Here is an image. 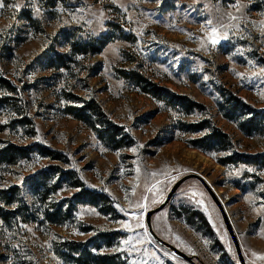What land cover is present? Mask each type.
Listing matches in <instances>:
<instances>
[{
  "label": "rangeland",
  "instance_id": "rangeland-1",
  "mask_svg": "<svg viewBox=\"0 0 264 264\" xmlns=\"http://www.w3.org/2000/svg\"><path fill=\"white\" fill-rule=\"evenodd\" d=\"M4 4L0 80L14 89L0 88V150L37 144L58 151L62 161L34 153L0 165V191L18 186L22 198L17 207L0 202V213L27 207L0 217V264H80L71 250L80 247L70 245L76 243L87 244L92 255H116L121 264H188L157 246L144 224L145 212L187 174L200 176L222 203L245 263L264 264V160L221 164L234 154L264 155L263 118L247 136L236 124H246L251 111L239 104L233 123L216 107L235 96L264 113V0ZM120 71L138 72L204 106L182 120L209 119L231 144L213 153L192 148L188 141L204 133L177 130L181 114L140 94ZM88 106L91 113L83 111ZM22 119L28 122L21 125ZM111 134L124 148L113 149ZM53 165L62 170H50L48 195L34 200L23 179ZM68 172L106 195L107 206L84 203L67 210L63 203L60 210L61 200L75 193L66 189ZM59 211L62 226L44 219ZM150 223L157 236L198 263L238 264L219 212L196 180L184 182Z\"/></svg>",
  "mask_w": 264,
  "mask_h": 264
},
{
  "label": "trees",
  "instance_id": "trees-1",
  "mask_svg": "<svg viewBox=\"0 0 264 264\" xmlns=\"http://www.w3.org/2000/svg\"><path fill=\"white\" fill-rule=\"evenodd\" d=\"M44 1V7L46 8H54L59 1L61 0H43ZM100 45H103V42H98ZM98 44V45H99ZM76 44L73 46L75 47ZM77 47V46H76ZM82 48V47H81ZM99 48H93V50L96 52ZM83 50V49H82ZM81 49H78L80 53H87L86 51L82 52ZM62 57L61 55L57 56ZM120 75V78L126 81L131 82L136 89L139 91L140 94H143L151 99H153L156 102L162 103L165 108L169 109L170 111L181 114V119H179L176 122L175 128L181 132L189 133V134H200L204 133L202 137L196 138L194 140H189L188 144L194 148L198 149L201 152L204 153H213V152H219L227 149L226 141L229 142V145L231 144L230 139L226 134H224L219 128L214 126L212 122L209 119H203L201 121L196 122H184L182 119L188 118L195 113H201V111L205 110V107L197 104L196 102L192 101L190 98L186 96H180L176 95L175 93L171 92L170 90L166 88L159 87L157 84L148 81L146 78H144L142 75H140L138 72L134 71H120L118 72ZM0 88L3 89L6 93L13 94V85L10 84L7 80H0ZM239 104H242L243 107H246L249 111H251L250 118L246 121V124H236L237 128L242 131L244 135L251 136L252 135V129H254L255 126L258 124L256 123L257 117L263 118L264 121V113L261 112H255L253 109H251L249 106L243 104L239 98H236L235 96H231V98L226 100V103L223 105L220 102L216 103V107L218 108V111L221 113L222 117L226 119L227 121L235 123V113L238 111ZM92 107L88 106L83 109L88 111V113L92 112ZM72 115V114H71ZM89 115V114H88ZM76 120L83 122L86 126L90 127V124L87 119H85V116L75 114L73 116ZM88 119L90 116H87ZM183 117V118H182ZM262 121V124L264 123ZM27 119H22L20 122L21 125L27 123ZM237 123V122H236ZM103 130V129H102ZM1 131V128H0ZM105 131V130H103ZM96 134L98 135L99 139L103 138L104 133L101 130H96ZM262 134V133H261ZM116 134H111L114 150H119L124 148L123 145L120 144V142H117ZM37 153L40 157L44 159H48L50 161L54 162H61L62 156L61 154L56 150H50L47 148H44L40 145H34L31 147H25L20 148L17 146L9 145L6 148H3L0 150V165L2 164H9L14 165L13 163H16L18 159H26L31 154ZM258 160H264V155H256V156H245V155H239L234 154L233 156H230L226 159V161L221 162L222 165H229V164H251L256 163ZM50 168V169H49ZM60 171L62 170L61 167L58 165H53L48 168H43L39 170L38 172L27 176L23 179L22 185L25 187L34 197V200L36 198H39L40 196L48 195L49 187L46 184L47 180L50 179L51 171ZM68 174H71L68 172ZM71 182L67 183L66 189L69 191H75L73 195H71L69 198H64L61 200L60 203V210L62 208V204L67 207V210H70L71 206L79 205L88 203L90 205H99L102 204V207L107 206V202L109 199L106 195L91 191L90 189L86 188V186L83 184L81 179L79 177H75V174H71ZM55 193V192H53ZM45 197V196H44ZM21 194H20V188L18 186H13L7 190V193H4V191H0V202L3 203L7 207L16 206L19 204V201H21ZM101 207V206H99ZM26 206H20V208H15L14 210H7L4 212V214L0 213V217H7L17 214L18 209H23ZM59 212H54L53 214H46V221L50 225L53 226H62L61 219L58 218ZM199 219L201 220V223H204L203 218L200 216ZM102 240V239H101ZM100 240V241H101ZM90 243V242H89ZM74 245L75 247H80L78 249H71L72 254L76 255V261L80 264H121V262L116 258V255H92L89 250H87L85 247L87 244H70ZM111 244H107L106 247H110ZM83 247V248H81ZM124 264V263H123Z\"/></svg>",
  "mask_w": 264,
  "mask_h": 264
},
{
  "label": "water",
  "instance_id": "water-1",
  "mask_svg": "<svg viewBox=\"0 0 264 264\" xmlns=\"http://www.w3.org/2000/svg\"><path fill=\"white\" fill-rule=\"evenodd\" d=\"M188 180H196L204 188L205 192L207 193V195L209 196V198L211 199V201L213 202V204L215 205V207L217 208V210L219 212L222 224H223L225 231H226V233H227V235H228V237L232 243L238 264H246L245 260L243 258L242 252H241V248L239 246L238 239L234 233V230L230 224V221L228 219V216L226 214V211H225L222 203L217 198V196L212 191V189L207 185V183L200 176H198L196 174H187V175L182 176L180 179H178L172 185V187L167 192V194L163 198L162 202L158 204V206H156L155 208L145 212L144 224H145L146 232H147V235L149 236V238L157 246H159L161 249L168 252L170 255H172V256H174V257H176V258H178V259H180V260H182L188 264H201V263H198V261L195 259L194 256H188V255L184 254L183 252L176 249L175 247H173L172 245H170L166 241L162 240L159 236H157L154 233V231L152 230L151 223H150L152 215L159 212L160 210L164 209L169 204L170 200L172 199V197L174 196V194L176 193L178 188L184 182H186Z\"/></svg>",
  "mask_w": 264,
  "mask_h": 264
},
{
  "label": "snow or ice",
  "instance_id": "snow-or-ice-1",
  "mask_svg": "<svg viewBox=\"0 0 264 264\" xmlns=\"http://www.w3.org/2000/svg\"><path fill=\"white\" fill-rule=\"evenodd\" d=\"M3 7H5L4 0H0V8H3ZM12 7H19V6L18 5H12ZM209 23H211V22L209 21ZM213 43H215V41H213Z\"/></svg>",
  "mask_w": 264,
  "mask_h": 264
}]
</instances>
